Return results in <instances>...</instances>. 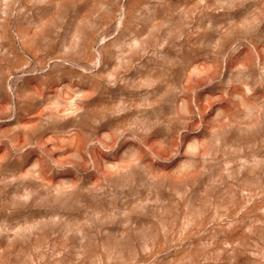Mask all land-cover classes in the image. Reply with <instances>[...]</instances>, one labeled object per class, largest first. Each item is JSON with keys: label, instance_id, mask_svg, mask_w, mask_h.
Returning a JSON list of instances; mask_svg holds the SVG:
<instances>
[{"label": "rangeland", "instance_id": "rangeland-1", "mask_svg": "<svg viewBox=\"0 0 264 264\" xmlns=\"http://www.w3.org/2000/svg\"><path fill=\"white\" fill-rule=\"evenodd\" d=\"M0 264H264V0H0Z\"/></svg>", "mask_w": 264, "mask_h": 264}]
</instances>
